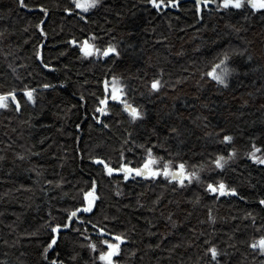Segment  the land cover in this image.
<instances>
[{
  "label": "trees",
  "instance_id": "obj_1",
  "mask_svg": "<svg viewBox=\"0 0 264 264\" xmlns=\"http://www.w3.org/2000/svg\"><path fill=\"white\" fill-rule=\"evenodd\" d=\"M66 7L71 0H0V93L17 89L21 105L16 111L9 100L0 108V264H102L86 246L97 241L89 220L127 237L115 264H210L205 250L213 244L220 264H264V254L249 247L264 235V165L245 155L253 143L264 154V10H217L211 3L200 18L190 0L160 11L146 0H100L81 19ZM89 34L99 47L115 44L121 57H81L68 41ZM225 50L235 69L227 87L200 76ZM113 74L125 78L143 120L132 121L116 102L101 116L108 128L93 119L101 82ZM156 77L161 88L150 95L145 82ZM25 87L35 89L34 102L23 96ZM222 134L234 137L236 155L221 170L210 161L227 155ZM147 147L186 162L188 171L204 166L203 183L125 180L89 159L119 167L123 153L136 167ZM93 179L94 211L71 225L87 232L62 230L58 245L42 255L49 225L79 206ZM209 179H223L239 195L207 193Z\"/></svg>",
  "mask_w": 264,
  "mask_h": 264
},
{
  "label": "snow or ice",
  "instance_id": "obj_2",
  "mask_svg": "<svg viewBox=\"0 0 264 264\" xmlns=\"http://www.w3.org/2000/svg\"><path fill=\"white\" fill-rule=\"evenodd\" d=\"M21 6H24V0H19ZM146 2L153 7V9L160 11L162 8H179L180 0H146ZM100 3V0H71L72 7H66L64 11L68 14H75L81 19H86L82 13L89 12L90 9L96 8ZM215 3L217 5V10H242L245 6L249 7L252 12H257L264 10V0H194L195 14L197 17L202 18L203 9H207L209 4ZM41 10L47 14V9L41 6ZM43 21L36 25V28L39 29L40 34L46 35L44 28L41 26ZM237 31H239L237 29ZM96 37L93 34H89L88 37L83 40H78L72 38L68 41L70 45L77 46L81 57H93L97 56L101 60L104 58L108 59H119L121 57V52L118 47L113 43H108L103 47L97 46ZM44 41H41L43 44ZM36 59L39 60L44 68H49L50 65L43 63L42 53L37 50L35 53ZM230 61V52L225 50L222 55L219 56L218 62L212 63L211 68L207 71H201L200 76L206 77L211 81H215L218 85L228 86V77L235 71L234 68L229 66ZM107 62V61H105ZM103 86V95L98 98L97 106L95 112L100 115H94L93 119L98 123L102 124L104 128H108L109 125L105 124L101 120V116H106L109 112L110 102H116V105L122 108L124 113H127L128 117L136 122L143 120L145 117V112L142 110L141 106L134 105L128 100V93L130 91L128 84L125 82V78L121 75L113 74L111 77H106L102 82ZM148 85L149 94L156 93L161 88V81L159 77L151 79L150 83L145 82ZM41 87L50 88L53 85L43 84ZM23 92V96L28 102H34L35 100V89L30 87H25L20 90ZM9 100L12 105H15L16 111L20 110V102L17 97V89L13 88L9 91H4L0 93V108L7 109L10 107ZM81 100H84V97H81ZM80 126L77 125V128ZM222 131V130H221ZM169 132L176 133L175 128H170ZM255 139V138H253ZM220 144L227 149V155L222 153H216L214 158L211 159L210 164L215 166V169H224L228 162L236 155V150L234 147H230L234 143V137L228 134H222V139L219 141ZM140 148H145V145H138ZM262 152L261 148L256 147V144H252L251 151L245 153V155L254 163L258 165H264V154H259ZM89 159L95 165H102L104 172L111 176L113 173H122L123 178L128 180L130 176H139V177H150L155 179L157 176H164L169 182L175 181L177 185L184 187L186 182L190 184L193 180L198 183H203L200 177L201 168H197L193 165V170L188 171L186 162L180 161L175 162L174 160H165L162 156H156L154 154L153 147H147L144 155L141 157L142 162L138 163V166H130V162L126 160L123 153H121V163L119 167H113L108 162L105 161L100 156H90ZM162 162V167L160 166ZM209 171H212L209 167ZM97 181L93 179L91 181V186L86 190L82 191V201L79 206L74 207L72 210L66 212V218L60 222L53 223L49 225V236L46 246L43 248V254L48 253L49 249H52L53 246L58 245L60 237L63 235L62 230H70L78 232L81 236L87 232V229L81 230L80 228L72 229L71 225L73 223L83 224L85 221L81 219V216L78 214L83 213H93L95 202L98 200L96 194ZM205 191L209 194H217V196H237L239 195L235 187H229L228 184L223 179H209L206 183ZM120 193L118 192L117 195ZM243 199V197H241ZM260 205H264V198L259 200ZM51 216V213L49 214ZM209 219H212L211 215ZM88 224H91L92 228L97 233V241L91 242L89 237L85 236L86 240H89L87 243V248L93 252H98V259L102 264H115L114 257L118 255L121 251V244L124 240L127 239L122 233H113L106 226H101L92 221H87ZM111 237V239L105 238ZM208 243L207 241L205 242ZM103 246V247H101ZM252 249H258L261 254H264V235L260 236L258 240L252 242L249 245ZM206 254H210V264H220L218 257L221 255L218 248L213 244L206 248ZM44 259H47V256H44ZM52 264H64L63 261L53 260Z\"/></svg>",
  "mask_w": 264,
  "mask_h": 264
},
{
  "label": "water",
  "instance_id": "obj_3",
  "mask_svg": "<svg viewBox=\"0 0 264 264\" xmlns=\"http://www.w3.org/2000/svg\"><path fill=\"white\" fill-rule=\"evenodd\" d=\"M190 1L194 3V0H190ZM121 109H122V108H121ZM138 178H142V177H139V176H138ZM149 178H150V177H149ZM227 196H228V195H227Z\"/></svg>",
  "mask_w": 264,
  "mask_h": 264
},
{
  "label": "rangeland",
  "instance_id": "obj_4",
  "mask_svg": "<svg viewBox=\"0 0 264 264\" xmlns=\"http://www.w3.org/2000/svg\"><path fill=\"white\" fill-rule=\"evenodd\" d=\"M95 58H97V56H94ZM131 177V176H130ZM102 263V262H101Z\"/></svg>",
  "mask_w": 264,
  "mask_h": 264
},
{
  "label": "flooded vegetation",
  "instance_id": "obj_5",
  "mask_svg": "<svg viewBox=\"0 0 264 264\" xmlns=\"http://www.w3.org/2000/svg\"><path fill=\"white\" fill-rule=\"evenodd\" d=\"M143 178V177H142Z\"/></svg>",
  "mask_w": 264,
  "mask_h": 264
}]
</instances>
